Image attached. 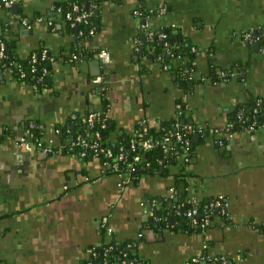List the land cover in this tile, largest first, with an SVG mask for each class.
Masks as SVG:
<instances>
[{"label":"crops","instance_id":"obj_1","mask_svg":"<svg viewBox=\"0 0 264 264\" xmlns=\"http://www.w3.org/2000/svg\"><path fill=\"white\" fill-rule=\"evenodd\" d=\"M71 1L18 0L17 15L0 9V42L12 43L20 59L43 49L54 57L49 84L40 90L0 70V264H87L111 242L145 264H184L204 255L227 264H264V123L226 137L242 104L264 102V0H148L149 9L166 11L147 19L149 29L171 28L197 51L186 89L136 46L137 0L90 5L99 12L96 30L81 40L55 11V4ZM34 14L39 17L27 29L21 17ZM75 44L79 60L71 58ZM100 51L109 61L99 59L102 83L96 85L90 63ZM208 60L218 70L243 73L212 81ZM178 101L196 128L179 183L172 164L163 176L121 184L98 160L80 159L70 138L58 135L61 128L76 129L72 114L98 112L109 122L107 141L113 143L133 135L142 120L152 127L170 122ZM30 129L57 154L33 146ZM174 186L179 197L199 202L223 196L225 215L198 232L155 228L153 210Z\"/></svg>","mask_w":264,"mask_h":264},{"label":"trees","instance_id":"obj_2","mask_svg":"<svg viewBox=\"0 0 264 264\" xmlns=\"http://www.w3.org/2000/svg\"><path fill=\"white\" fill-rule=\"evenodd\" d=\"M102 1L103 0H72L70 3L65 5L55 4V8L60 9V20L75 35L77 39L81 40L89 37L88 30L91 26H93L96 30L94 16L87 24L70 27V22L65 19V14L71 12V7L73 5H77L81 10H84L86 4L98 8ZM147 2L148 0H137V4L133 9V11H137L141 23L145 21L147 17L152 18L158 14L159 8L149 9L147 7ZM18 13L20 14L21 11ZM38 17V14H34L32 18H28L27 20L30 24H32L33 21L38 19ZM153 32H161L165 35V39L159 40L156 35L149 39L144 35L143 32H141L136 38V46L138 47L140 53L149 56L153 61H156L158 64H160L162 69L165 68V71H168L170 74L174 75L178 83L186 89L188 81V77H186V75L191 74L196 70L195 58L197 51L192 45L186 43V41L181 39L179 35L175 34L171 28L160 29ZM261 41H264V36L261 38ZM3 46L4 58L0 60V70L10 74L18 81L32 86L36 90H40L49 84V71L51 66L49 59L54 58L50 52H48L45 59L40 57L42 50L39 54H35L36 62L32 65L30 62V57L27 59H20L17 56L12 43L3 42ZM71 55H76L77 60L83 56L81 51H79V46L77 44L72 47ZM210 65L211 64L209 61V72L207 76L215 82L226 81L234 76H238L240 73H243L241 69L236 67H233L229 70H218L214 66ZM32 66L34 67V71L31 73L30 69ZM44 71L46 73H43ZM21 73L24 75L23 78L20 77ZM202 80L200 79V81ZM176 112H179V114L170 122L165 124H157V127L149 126L146 123L145 126H147V130L145 132H141L142 127L138 125L135 131H140V134H133L127 138H118L113 143L107 141V135L111 129L108 121L103 129H101L98 124L95 125L89 132L84 131L85 127L76 125L75 122L72 121V123L75 124L76 129L70 132L68 127L61 128L59 129L58 135L62 138L69 137L70 140H72L76 135H80L84 139L91 141L96 140L95 133L97 132L99 139L96 141L99 142L100 147L109 148L113 154V158L110 161L99 156L97 158H93L98 160L99 163H102L103 161L112 163L119 152V148H122V151L127 155L126 162L118 165L121 171H124L126 167L129 166V169H131L129 172L131 182L138 180L141 176H163L167 174L170 166L173 164V166H178V169L176 173L173 174V177L175 178V182L179 183L180 180H183L184 178L181 160L178 156L180 153V146L175 141L174 136L171 135L179 132L182 134V136L189 139L192 145V136L193 132L196 131V128L188 123L185 116V104L183 102H176ZM263 123L264 102L260 100L259 103L256 102L255 104H251V102L247 101L241 105L240 110L234 112V115L232 116L229 123L230 128L228 132L234 134L235 132L249 129L250 127H259ZM185 127H190L193 132L188 134L185 133L183 130ZM167 134L169 137L171 136L170 140H172V143L167 146L165 151L159 144H157V142L162 140ZM26 135L27 137L29 136L33 139H36L37 137L36 133L31 131V129ZM147 139L151 141L152 145L148 150L143 151L141 144ZM131 140L134 143V150H131L130 148ZM74 152L77 153L78 150H74ZM191 153L192 150L189 153V159L191 157ZM134 156L139 157L138 162H133ZM88 159H92L90 154H87L83 158L84 161ZM173 188L176 189L175 186ZM186 198V195L185 197H179L177 190L175 199L166 201L165 203L161 202L160 208L154 209L152 216L150 217L152 225L157 224L158 227L166 225L170 227L172 226L174 228H180L184 232H198L200 231L199 226L192 227L188 218L182 215L183 212L191 208L196 209L198 220H201L202 218H208L212 222L213 217L217 214H212L208 217L207 215L208 204L213 199H210L207 203H204L201 201L199 202L194 197L196 204L194 206H190L187 203L189 198ZM177 208L181 213L179 215H176L174 212ZM154 219H158V221H155ZM105 249H109L106 257L103 256V251ZM122 262H125L126 264H145L142 261L136 259L130 249L126 247L124 248V246L121 245L116 246L113 242L107 246L97 248L94 252V255L91 256L87 264H121Z\"/></svg>","mask_w":264,"mask_h":264},{"label":"built area","instance_id":"obj_3","mask_svg":"<svg viewBox=\"0 0 264 264\" xmlns=\"http://www.w3.org/2000/svg\"><path fill=\"white\" fill-rule=\"evenodd\" d=\"M17 2H18V0H0V9L10 10L11 7L14 4H16ZM55 11L59 15L60 9L57 8ZM164 14H165V7L162 6L159 8L157 16H162ZM93 16L94 15H93L92 10H90V11L81 10L79 6L73 5L71 7V12L65 14V19L70 22V27H74L76 25L87 24ZM133 16L137 20L138 28H139L140 32H143L147 38L151 39L154 35H156L159 40L165 39V35L162 34L161 32H153V30L149 29L148 23H147V19L149 17H147L146 20L141 23L136 10L133 11ZM20 22L27 29L30 28L31 24L29 23V21L26 18H22L20 20ZM94 33H95V28L93 26H91L88 30V35L92 36V35H94ZM243 36L245 39H250L249 33H246ZM262 48H263L262 52L264 53V41H263V47ZM48 52L49 51L47 49H43L40 53V57L42 59H45ZM95 56L98 59H100L101 61H103L104 63L109 61V55L106 51L97 52L95 54ZM2 58H4V46H3V43L0 42V60ZM71 58H72V60H77L76 55H72ZM51 60H52V58L49 59V61H51ZM30 62L32 63V65L35 64V62H36V55L35 54L30 56ZM163 69L165 70V68H163ZM33 71H34V67L32 66L30 69V72L32 73ZM43 73H46V72L44 71ZM23 76L24 75L21 73L20 77L23 78ZM93 83L98 85V84L102 83V80L100 77H97L93 80ZM178 114H179V112H178ZM70 117H71V121L75 122L76 125H80L81 127H85L84 131H86V132H89L95 125H98V124H99V127L101 129H103L107 123L105 116L101 113H98V112H93V113L83 115V116H76V115L72 114ZM138 125L140 127H142L141 132H145L147 130V126H145L146 125L145 121H143V120L140 121ZM229 128H230V125H228L227 130H229ZM183 130L187 134L193 132V130L190 127H185ZM141 132L136 130V131H134L133 134L138 135ZM171 136H174L175 141L180 146V153L178 154V156H179V159L181 160L182 170L184 171L186 169L188 162H189V153L192 150V145L190 143V140L185 138L184 136H182V134H180L179 132H177ZM231 136H232V134L227 131L226 137L230 138ZM170 137L167 134V135H165V137L162 140L157 142V144H159L161 146V148L165 151L167 149V146L172 143V140H170ZM30 139H31L30 140L31 144L33 146L39 148L40 150H42V152H44L45 154H51V155L57 154L58 150L56 148H54L52 145L40 144L37 139H33L32 137H30ZM95 139L96 140L99 139L97 132L95 133ZM96 140L90 141V140L84 139L80 135H76L72 140H70V147L73 150H78V152L76 154L80 159H83L87 154H90V156H92V158H97L99 156V157L108 159L109 161L112 160L113 154H112L111 150L109 148H101L99 142H97ZM151 145H152L151 141L147 139V140L142 142L141 148L143 151H146L151 147ZM130 148H131V150H134V143L132 140L130 141ZM118 151L119 152H118L117 156L114 158V161L112 163L103 161L100 164L102 166L104 173H106V174L109 173V174L115 175L120 180L121 184L127 185V184L131 183V177L129 176V172L131 169H129V166H127L124 171L120 170V167L118 164L125 163L127 155L122 151V148H119ZM138 161H139V157L134 156L133 162H138ZM176 195H177V190L174 188H171L169 190V195H168L167 201H171V200L175 199ZM187 203L190 206H194L196 204V200L192 197L188 200ZM157 204H159V203H156L155 200L152 201V205L156 206ZM226 207H227V202L225 201L223 196H217L216 198L211 200L208 204V215H207V217L209 215H212V214L225 215ZM174 212L176 215L181 214L180 211L178 210V208L175 209ZM182 215L185 216L186 218H188L190 225L192 227L199 226L200 230H205L210 226L211 221L208 218H202L201 220H198V217H197L198 214H197V211L195 208H191V209L183 212ZM154 220L158 221V219H154ZM108 251H109V249H105L103 251L104 257H106ZM93 255H94V253H93ZM203 262L206 264H227V261L224 258L214 257V256H209V255L190 258V259L186 260L184 262V264H202ZM121 264H126V263L122 262ZM130 264H132V263H130Z\"/></svg>","mask_w":264,"mask_h":264},{"label":"water","instance_id":"obj_4","mask_svg":"<svg viewBox=\"0 0 264 264\" xmlns=\"http://www.w3.org/2000/svg\"><path fill=\"white\" fill-rule=\"evenodd\" d=\"M19 9H20V8H19L18 2H17L16 4H14V5L11 7L10 12H11L13 15H17L18 12H19ZM84 10H85V11H90V5H89V4H86ZM92 12H93V15H94L95 17L98 16V13H99L98 10H93ZM17 24H19V22H18ZM85 60H86L85 57H83V58H82V61H85ZM100 64H101V61H100L99 59H95V60H93V61L90 63L91 67L95 68V70H96L95 74L91 73V76H92L93 78L101 76ZM187 75H188V74H187ZM204 134H207V136L209 135L208 132H206V133H204ZM193 136L196 137V134H194ZM153 226H154L155 228L158 227L157 224H153Z\"/></svg>","mask_w":264,"mask_h":264}]
</instances>
